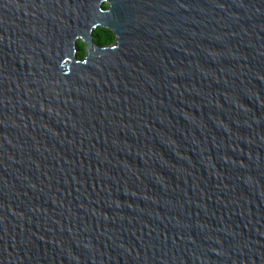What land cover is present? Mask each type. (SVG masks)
I'll return each mask as SVG.
<instances>
[{"label": "water", "instance_id": "95a60500", "mask_svg": "<svg viewBox=\"0 0 264 264\" xmlns=\"http://www.w3.org/2000/svg\"><path fill=\"white\" fill-rule=\"evenodd\" d=\"M0 264H264V0H0Z\"/></svg>", "mask_w": 264, "mask_h": 264}, {"label": "trees", "instance_id": "16d2710c", "mask_svg": "<svg viewBox=\"0 0 264 264\" xmlns=\"http://www.w3.org/2000/svg\"><path fill=\"white\" fill-rule=\"evenodd\" d=\"M108 6H105L107 8ZM95 36L97 38V41L101 46H110L114 43V36L111 33V31L106 29H98L95 31ZM82 58V57H81Z\"/></svg>", "mask_w": 264, "mask_h": 264}, {"label": "flooded vegetation", "instance_id": "af4514ba", "mask_svg": "<svg viewBox=\"0 0 264 264\" xmlns=\"http://www.w3.org/2000/svg\"><path fill=\"white\" fill-rule=\"evenodd\" d=\"M93 44L96 47L103 48L106 46H101L97 41L96 36H93ZM108 46V45H107ZM88 56L87 46L86 44L79 42L76 46V57L80 60H84ZM82 57V58H81Z\"/></svg>", "mask_w": 264, "mask_h": 264}, {"label": "rangeland", "instance_id": "374dc122", "mask_svg": "<svg viewBox=\"0 0 264 264\" xmlns=\"http://www.w3.org/2000/svg\"><path fill=\"white\" fill-rule=\"evenodd\" d=\"M95 35V33L93 34V36Z\"/></svg>", "mask_w": 264, "mask_h": 264}]
</instances>
